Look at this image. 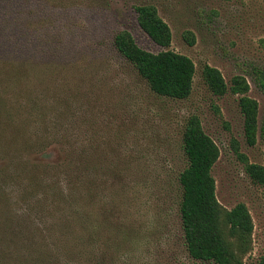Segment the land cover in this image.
Returning <instances> with one entry per match:
<instances>
[{
  "label": "rangeland",
  "instance_id": "obj_1",
  "mask_svg": "<svg viewBox=\"0 0 264 264\" xmlns=\"http://www.w3.org/2000/svg\"><path fill=\"white\" fill-rule=\"evenodd\" d=\"M145 3L171 26V48L196 63L186 99L151 91L115 47L116 34L129 30L141 47L161 50L138 22L135 8ZM263 40L264 0H0V264H214L190 255L181 223L182 137L193 114L221 150L212 171L219 201L251 211L246 263L257 262L264 186L247 174L232 141L264 165ZM206 64L230 86L235 75L247 77L259 102L255 145L246 142L241 96L215 95ZM86 150L97 177L92 199L67 200L61 168ZM32 170L47 193L39 177L27 188Z\"/></svg>",
  "mask_w": 264,
  "mask_h": 264
},
{
  "label": "trees",
  "instance_id": "obj_2",
  "mask_svg": "<svg viewBox=\"0 0 264 264\" xmlns=\"http://www.w3.org/2000/svg\"><path fill=\"white\" fill-rule=\"evenodd\" d=\"M135 9L141 28L161 47V50L153 52L141 47L129 30H122L114 38L117 51L133 65L139 76L157 95L173 99L188 98L193 91L197 72L195 61L190 56L171 48L173 40L171 26L160 15L156 5L145 3L136 6ZM185 38L190 44L196 42V36L192 31H187ZM203 77L215 95L223 96L231 91L241 96L240 107L245 116L246 142L250 146L255 145L259 133V102L248 94L250 83L247 77L242 74L235 75L230 86L222 71L209 64L203 68ZM258 78L264 87L263 70L258 73ZM29 141L35 143L32 139L19 142L16 147L17 155L33 146L31 143L28 144ZM86 146H89V143ZM182 146L187 166L179 176L180 214L185 243L190 255L194 259L214 264H247L246 257L252 251L254 243V220L244 202L228 209L219 201L217 183L212 171L221 150L204 129L199 115L193 114L187 119ZM232 146L237 157L245 164L247 174L255 183L264 186V165L251 162L241 151L240 143L236 139H233ZM72 157L65 167L63 165L61 168L64 191L62 196L67 200L90 203L94 185L97 183L92 154L86 150L85 154ZM27 165L28 163L25 166ZM15 172L14 180L20 177L22 171L16 169ZM33 172L34 170L31 171L32 179L27 183L28 189L33 188V182L39 177ZM105 175L103 171V178ZM40 180L39 177L38 185L41 188ZM104 183L105 178L99 184ZM42 189L47 193L46 186ZM85 215L89 216L88 212L82 213L83 219ZM254 264H264V255Z\"/></svg>",
  "mask_w": 264,
  "mask_h": 264
}]
</instances>
